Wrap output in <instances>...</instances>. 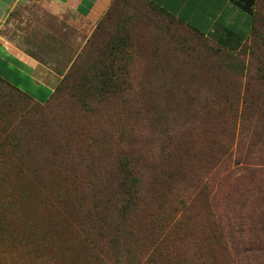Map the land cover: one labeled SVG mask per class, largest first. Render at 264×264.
<instances>
[{
	"label": "rangeland",
	"instance_id": "374dc122",
	"mask_svg": "<svg viewBox=\"0 0 264 264\" xmlns=\"http://www.w3.org/2000/svg\"><path fill=\"white\" fill-rule=\"evenodd\" d=\"M46 13L52 99L0 79V264H264V4L245 34Z\"/></svg>",
	"mask_w": 264,
	"mask_h": 264
},
{
	"label": "crops",
	"instance_id": "0c3cea01",
	"mask_svg": "<svg viewBox=\"0 0 264 264\" xmlns=\"http://www.w3.org/2000/svg\"><path fill=\"white\" fill-rule=\"evenodd\" d=\"M22 0H0V78L45 105L53 97L62 76L42 59L62 56L44 46V34L38 11L45 10L53 20L70 18L90 21L106 13L113 0H37L36 11L25 15ZM172 17L208 34L225 27L245 34L253 16L233 0H149ZM246 3L243 2V5ZM263 5L264 0H255ZM29 14V15H28Z\"/></svg>",
	"mask_w": 264,
	"mask_h": 264
},
{
	"label": "trees",
	"instance_id": "16d2710c",
	"mask_svg": "<svg viewBox=\"0 0 264 264\" xmlns=\"http://www.w3.org/2000/svg\"><path fill=\"white\" fill-rule=\"evenodd\" d=\"M233 2L240 7L244 12L249 13L251 15L256 14L255 11V0H233ZM243 2H245L246 4L243 5ZM154 4V3H153ZM159 8V7H158ZM160 9V8H159ZM163 12L166 13V11H164L163 9H160ZM169 15V14H168ZM171 16V15H170ZM180 22L183 23L182 20H179ZM185 24V23H184ZM188 25V24H186ZM190 28H192L194 31H196L197 33L201 34V35H206V33L200 32L199 30H197L195 27L188 25ZM221 28H225V27H221ZM1 79V78H0ZM3 80V79H2ZM4 81V80H3ZM5 83H7L6 81H4ZM9 86H11L12 88H14L15 90L21 92L22 94L26 95L28 98H30L27 94L23 93L22 91L18 90L17 88L13 87L12 85H10L9 83H7ZM31 100H33L32 98H30ZM34 101V100H33ZM39 104V103H38ZM42 105V104H41Z\"/></svg>",
	"mask_w": 264,
	"mask_h": 264
}]
</instances>
